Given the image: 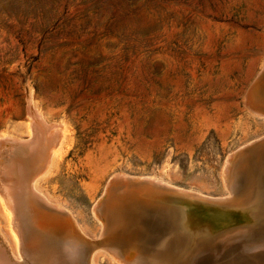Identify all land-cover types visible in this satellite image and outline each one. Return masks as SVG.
<instances>
[{
	"label": "rangeland",
	"instance_id": "374dc122",
	"mask_svg": "<svg viewBox=\"0 0 264 264\" xmlns=\"http://www.w3.org/2000/svg\"><path fill=\"white\" fill-rule=\"evenodd\" d=\"M263 71L264 0H0V138L31 139V107L62 124L59 146L42 134L21 159L34 176L59 147L38 183L66 208L35 199L28 250L7 246L5 264H87L72 221L94 264H231L264 248Z\"/></svg>",
	"mask_w": 264,
	"mask_h": 264
},
{
	"label": "bare ground",
	"instance_id": "6f19581e",
	"mask_svg": "<svg viewBox=\"0 0 264 264\" xmlns=\"http://www.w3.org/2000/svg\"><path fill=\"white\" fill-rule=\"evenodd\" d=\"M264 72V71H263ZM262 72V73H263ZM262 75V74H261ZM259 80V79H258ZM252 104V103H251ZM30 107V106H29ZM32 108V107H31ZM30 108V114L35 118V124H34V127H33V135L31 136L32 138L31 139H28V140H24V139H21V138H16L15 136H7L5 138H0V200H1V196L4 198L5 200V204H6V209L7 212L9 213V216L8 214L6 213L7 215V220L8 217L11 218L9 221H10V231H11V236L13 238V244L11 242V240H9V238L7 237V234L4 233L2 235V231H1V234H0V264H5L6 263V250L5 249L7 246L10 247L11 249V256L15 259V260H19L21 257H23V255L25 256V251L28 250L27 249V243H28V237L31 236V235H34L33 232L35 231L33 228V220L35 219L36 216H38L37 212H36V203L37 201H40L42 204L44 205H48L49 207L53 208V209H58V210H61V211H65L66 208H64V206H61L60 203H52L51 201V198L50 200L48 198H46L42 193L43 192H40L42 190L39 191V180L42 178V177H45V174H48L49 173V169L52 168V165L54 162V156H55V153L57 152V150H59V147L57 149L56 146H59L60 141L63 139L61 138V136L63 135V132L62 130L64 128H61L60 126H62V124H59V125H54L50 126L43 118V115H41L38 111H34L35 109H31ZM260 109V108H259ZM263 110V109H262ZM258 114V113H257ZM262 116V115H261ZM32 121V119H31ZM30 121V122H31ZM33 122V123H34ZM32 124V123H31ZM57 124V123H56ZM31 127V126H30ZM47 130H52V131H49L47 132ZM67 131V130H66ZM62 135H61V133ZM60 133V134H59ZM42 134H45V138L44 139H47V140H50V141H54L57 142L56 143V148L55 147H52L50 148L49 147V150H47V153H46V157L44 155V158L48 159L46 164H44V158L41 160L42 163L44 164V167H43V164H41V161H39V159L37 161H39L38 163L41 164L37 169H40L37 173L35 174L34 173V176H30L28 175L29 177H27V175H23V169H27L28 171L29 170V161L25 160V159H21L22 157L24 158L23 154H22V151L21 149H23V147L25 145H28V146H34L35 144L36 145V148L40 145H43L41 144V142L45 141L43 140L42 141V138H41V135ZM50 134V135H49ZM61 138V140H60ZM261 138V137H260ZM27 139V138H25ZM58 139V140H57ZM259 139V138H258ZM257 139V140H258ZM46 140V144L48 143ZM57 140V141H56ZM49 141V142H50ZM48 145V144H47ZM45 145L44 143V146H47ZM55 145V144H54ZM64 145V144H63ZM248 145V144H247ZM254 145V144H252ZM49 146V145H48ZM47 146V147H48ZM53 146V145H52ZM62 146V145H61ZM246 146V145H245ZM42 147V146H41ZM46 147V148H47ZM35 148V147H32V149ZM36 148H35V151H36ZM39 148V147H38ZM44 148V149H46ZM241 148V147H240ZM28 149V148H27ZM31 149V148H30ZM41 150V148L39 149ZM27 151V150H26ZM30 150H28V153H29ZM43 151V149H42ZM32 152V151H31ZM34 152V151H33ZM38 152V151H37ZM36 152V153H37ZM49 152V153H48ZM60 151H58L59 153ZM254 152V151H253ZM27 153V152H26ZM39 153H41V151H39ZM45 153V151H44ZM56 154L57 156L59 154ZM22 154V155H21ZM237 154V153H235ZM233 154V155H235ZM21 155V156H20ZM254 155V154H253ZM25 156H27L25 154ZM40 156V155H39ZM42 156V154H41ZM40 156V157H41ZM56 157V156H55ZM259 157V156H258ZM29 158V157H28ZM59 158V157H58ZM60 159V158H59ZM233 159V158H232ZM22 160V161H21ZM229 160V158H228ZM35 161V160H34ZM57 162V161H56ZM37 163V162H36ZM57 164V163H56ZM230 164V163H229ZM55 165V164H54ZM229 167V165H228ZM22 170V171H21ZM32 170V169H31ZM36 170V169H34ZM32 170V171H34ZM228 168L225 170L226 173V181L227 183L229 184V189L230 191H232V188L233 186H230L231 185V182L227 179L228 178ZM18 171V175H17V172ZM27 171V172H28ZM230 171V170H229ZM37 172V171H36ZM166 172V171H165ZM29 173V172H28ZM164 173V172H163ZM117 174V173H116ZM121 174V177H122V173H119ZM118 175V174H117ZM124 175V174H123ZM2 176V177H1ZM129 175H127L126 177H128ZM114 177V176H113ZM143 177V176H142ZM147 178H149L151 181H154L156 184L158 185H161V186H168V187H173V188H179V187H176L173 183L165 180L162 176L160 175H147L145 176ZM112 178V177H111ZM117 178V177H116ZM120 178V177H119ZM118 178V179H119ZM129 178V177H128ZM145 178V179H147ZM225 178V177H224ZM118 179H115L118 180ZM121 179V178H120ZM137 179V178H136ZM140 179V178H139ZM138 179V180H139ZM144 180V179H143ZM119 181V180H118ZM122 181V180H120ZM148 181V180H147ZM38 183L36 185V183ZM114 182V180H113ZM113 182H111L110 184H113ZM35 184V185H34ZM116 184V183H115ZM234 184V183H233ZM232 184V185H233ZM120 185V184H119ZM235 186V185H234ZM263 186V184H262ZM116 187V186H115ZM150 187V186H149ZM118 188V186H117ZM129 188V187H128ZM234 188V187H233ZM109 189V187H108ZM107 189V190H108ZM111 189H112V185H111ZM106 190V191H107ZM171 190V189H170ZM181 190V189H180ZM179 190H177L178 192ZM184 192V191H183ZM187 192V191H186ZM156 193V191H155ZM189 193V191H188ZM232 193V192H231ZM230 194V196H232ZM107 192H106V196H107ZM158 194V193H157ZM157 194H155V196H157ZM185 194V193H184ZM200 194V193H199ZM192 196V195H191ZM202 196V195H200ZM204 196V195H203ZM151 197H153L151 195ZM158 197V196H157ZM263 197V196H262ZM2 198V199H3ZM133 198V197H132ZM173 198V197H172ZM35 199H38L37 201H35ZM156 199V198H155ZM154 200V198H153ZM176 200V199H175ZM3 200H1V204L3 203L2 202ZM35 201V202H34ZM101 201V200H100ZM4 204V203H3ZM99 204V203H97ZM40 205V204H39ZM97 206V205H96ZM44 208V207H43ZM38 209H41V208H38ZM45 209H48V208H45ZM44 209V210H45ZM43 210V211H44ZM57 210V211H58ZM98 210V209H97ZM96 211V210H95ZM124 211V210H123ZM129 211V210H128ZM5 212V211H4ZM46 212V210H45ZM53 212V211H52ZM97 212V211H96ZM186 212V211H185ZM55 213V212H54ZM60 213V212H59ZM58 213V214H59ZM70 213V212H69ZM44 215V214H42ZM48 215V214H47ZM71 215V213H70ZM49 216V215H48ZM72 216V215H71ZM64 217V216H63ZM52 218V217H50ZM73 218V217H72ZM167 218V217H166ZM41 219V218H40ZM46 219V218H44ZM43 219V220H44ZM39 220V219H38ZM55 220V219H54ZM75 220V219H74ZM167 220V219H166ZM9 221L7 222V224L9 223ZM46 222H48V220H44ZM42 221V222H44ZM40 222V223H42ZM56 222V221H55ZM75 222V221H74ZM74 222L72 221V226L74 228H72V230L74 231L75 233V239L77 237V242L78 243H84V244H88V248L90 249L89 252H86V255L84 254V261L87 262V264H94V261H93V248L96 246V244H93V242L91 241H88L87 239L84 238V236L86 235L87 236V233L82 230V228L77 225V227L79 228L77 232L76 230V226L74 224ZM105 222V221H104ZM181 222H182V219H181ZM1 223V222H0ZM49 223V222H48ZM62 223V222H61ZM184 223V222H183ZM2 224V223H1ZM0 224V229L2 227V225ZM43 224V223H42ZM107 224V223H106ZM105 224V225H106ZM170 224V223H169ZM172 224V223H171ZM103 225V223H102ZM46 226V225H45ZM50 226V224H49ZM178 226V225H177ZM37 227V226H36ZM105 228V226H104ZM176 228V227H175ZM43 229V228H42ZM47 229V228H46ZM52 229V228H51ZM50 229V230H51ZM3 230V229H2ZM34 230V231H32ZM6 231V230H5ZM3 231V232H5ZM188 231V230H187ZM50 232V231H49ZM40 233V232H39ZM37 233V234H39ZM190 233V232H188ZM36 234V233H35ZM51 235V234H50ZM100 235V234H99ZM48 236V235H47ZM34 237V236H33ZM31 236V238H33ZM39 237V236H38ZM72 237V236H71ZM73 238V237H72ZM103 238V237H102ZM37 239V237H36ZM32 240V239H31ZM34 240V239H33ZM38 240V239H37ZM105 240V239H104ZM39 241V240H38ZM36 241H34L35 243ZM31 243V242H30ZM29 243V244H30ZM45 243V242H44ZM32 244V243H31ZM38 245V243H36ZM40 244V243H39ZM67 244V243H66ZM75 244V243H74ZM72 244V245H74ZM106 245V242L104 243ZM102 244V245H104ZM52 246V244H50ZM235 245V244H234ZM249 245V244H248ZM260 245V244H259ZM257 245V246H259ZM32 246V245H31ZM56 246V245H55ZM70 246V245H69ZM72 247V246H71ZM76 247V246H75ZM78 247V246H77ZM82 247V245H81ZM116 247V246H115ZM69 248V247H68ZM80 248V247H79ZM55 249V248H53ZM57 249V248H56ZM74 251L75 249L72 248ZM78 249V248H77ZM96 249V248H95ZM48 250V249H47ZM66 249H64L65 251ZM68 251V250H67ZM70 251V250H69ZM77 251V250H76ZM250 251H252L251 253H248V254H243V253H240V254H237L233 257V259L231 260V264H264V248L263 247H256L254 249H250ZM46 252V251H45ZM53 252V251H51ZM56 252V251H55ZM72 252V251H71ZM112 253V252H111ZM133 253V252H132ZM123 254V256L121 254H119V260L123 263V264H134V261H135V258L132 257L133 254ZM236 253V252H235ZM27 254V253H26ZM49 254V253H48ZM75 254V252H74ZM135 254V253H134ZM234 254V253H233ZM43 255V254H42ZM51 255V253H50ZM53 255V254H52ZM51 255V256H52ZM56 255H58L56 253ZM55 253L53 255L54 258H56L57 260V257H56ZM81 255V254H80ZM136 255V254H135ZM184 255V254H183ZM48 256V255H47ZM46 256V257H47ZM116 256V255H115ZM10 257V256H9ZM44 257V256H43ZM53 257H49V259L51 258V260H53ZM121 257V258H120ZM117 258V257H116ZM47 259V258H46ZM263 259V261H261ZM42 259H40L41 261ZM51 260H48L49 263ZM55 260V261H56ZM62 260V259H61ZM117 260V259H116ZM43 261H41L42 263ZM54 262V261H53ZM78 262V261H77ZM211 261H206V264H211L210 263ZM45 263V262H44ZM74 263V262H73ZM47 264V263H46ZM52 264V262H51ZM121 264V263H120ZM136 264V263H135ZM198 264H205V262H199Z\"/></svg>",
	"mask_w": 264,
	"mask_h": 264
},
{
	"label": "water",
	"instance_id": "95a60500",
	"mask_svg": "<svg viewBox=\"0 0 264 264\" xmlns=\"http://www.w3.org/2000/svg\"><path fill=\"white\" fill-rule=\"evenodd\" d=\"M136 180V179H135ZM137 182H145L144 180H136L135 182L133 183H137Z\"/></svg>",
	"mask_w": 264,
	"mask_h": 264
}]
</instances>
